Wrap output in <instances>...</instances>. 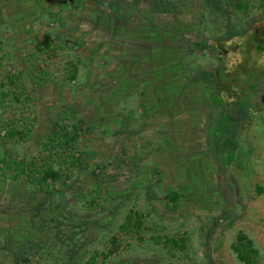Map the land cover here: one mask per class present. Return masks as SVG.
Returning a JSON list of instances; mask_svg holds the SVG:
<instances>
[{"label": "rangeland", "instance_id": "obj_1", "mask_svg": "<svg viewBox=\"0 0 264 264\" xmlns=\"http://www.w3.org/2000/svg\"><path fill=\"white\" fill-rule=\"evenodd\" d=\"M8 1L0 0V264H264V71L245 114L220 103L223 89L211 82L214 40L248 24L215 0H190L185 23L196 29L186 38L204 50L200 85L185 91L200 97V114H140L130 100L137 115L118 106L105 122L98 79L87 78L101 74L98 63L82 60L97 35L74 19L41 23L27 0ZM258 19L264 10L246 23ZM53 33L63 48L40 53ZM169 52L164 63L179 54ZM69 55L79 70L66 67ZM227 113L235 123L220 122ZM50 166L57 175L46 178Z\"/></svg>", "mask_w": 264, "mask_h": 264}, {"label": "crops", "instance_id": "obj_2", "mask_svg": "<svg viewBox=\"0 0 264 264\" xmlns=\"http://www.w3.org/2000/svg\"><path fill=\"white\" fill-rule=\"evenodd\" d=\"M25 1L22 0L21 3ZM27 1L25 3L33 6L31 11L34 12L36 21L50 22L54 26L60 25L54 20H61L63 24V21L70 22L74 19L82 26L79 32L84 30L87 34L94 33L99 38L97 45L89 44L83 48V51L88 53L82 60L89 64L88 66L92 61L98 63V71L101 74L94 76V72L97 71L94 68V72L88 73L87 78L91 81L98 79L97 96L102 104L99 112L104 118L111 115L118 106L119 114H125L127 117L137 115L134 108L129 107L130 100L138 101L140 114L181 116L186 115L188 110L193 114L199 113L197 99L200 97L196 93L187 94L185 91L188 83L200 85L198 73L202 68L198 63L197 53L185 41L188 39L186 31L196 29L188 27L185 23L183 12L190 7V0ZM24 14L29 18V12ZM24 14L20 12L19 18L25 19ZM41 28L43 29V26ZM63 32L69 36L77 35L76 32L64 29H59L55 33L63 35ZM55 33L41 41L42 44L37 48L41 50L40 53H45L43 48L46 46L53 48V52L63 48L62 44L56 48L52 46L54 36L58 35ZM181 36L184 37L182 44L176 39ZM172 37H175L173 44ZM172 48L177 49L179 54L174 60H169L171 55L169 51ZM24 50L25 48L23 52ZM165 51L169 55L166 56L168 61L164 63ZM62 52L67 53L64 49ZM189 54L192 55L190 59ZM77 60H74L73 55H69L70 63L66 67L70 72L73 69L74 72L79 70L80 62ZM65 61L67 62V59ZM19 65L25 74L24 79H28L27 69L30 64L24 59V63ZM136 91H140L138 95Z\"/></svg>", "mask_w": 264, "mask_h": 264}, {"label": "trees", "instance_id": "obj_3", "mask_svg": "<svg viewBox=\"0 0 264 264\" xmlns=\"http://www.w3.org/2000/svg\"><path fill=\"white\" fill-rule=\"evenodd\" d=\"M206 1L212 3V0ZM215 2L232 8L234 10H232L233 13L237 14L238 23L245 22V24H248L246 30L242 28L233 29L222 36L221 39L214 40V44L210 48L213 52V57L220 62L219 68L215 71L216 79H211L213 87H217V81L223 89L218 101L223 103V105L225 104V106L233 105L241 114H245L253 110L251 93L259 88L260 75L264 71V23L262 22L264 19H258L252 23H246V20L250 15L254 16L257 11L264 10V0H215ZM185 41L196 53L204 50L203 45H201L202 42L193 44L189 39ZM246 63L249 65V70L241 75L240 79H233V75L236 74L238 68L245 66ZM240 85H244L242 91L238 88ZM225 92H232V95L225 97ZM241 116L244 117L245 115ZM219 120L220 122L222 120L223 122L221 123L223 124H232L237 119H235L233 114L227 113L225 115L222 114ZM227 134L230 138L233 134V127L232 131L228 130ZM3 166H5V163H0V170H2ZM17 166L22 167V172H20L24 174L25 163L19 162ZM44 173L46 178H49V174L51 176L57 175V171L52 166ZM259 192H262L261 188ZM167 197L171 198L173 204L178 203L177 193H170ZM241 258L246 260L247 256L241 255Z\"/></svg>", "mask_w": 264, "mask_h": 264}]
</instances>
